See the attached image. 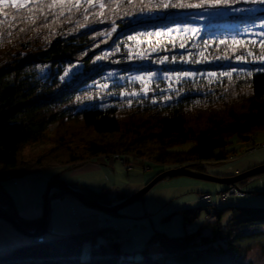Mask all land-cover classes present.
I'll use <instances>...</instances> for the list:
<instances>
[{
	"label": "trees",
	"instance_id": "obj_1",
	"mask_svg": "<svg viewBox=\"0 0 264 264\" xmlns=\"http://www.w3.org/2000/svg\"><path fill=\"white\" fill-rule=\"evenodd\" d=\"M51 2L30 0L29 6ZM79 2L83 7L77 11L44 9L32 13L31 20L27 19V8L9 6L0 11V207L22 227L33 230L40 218L25 220L17 214L3 188L8 176L22 177L52 167L76 168L100 156H113L124 164L131 163V170L143 166L144 161L150 168L158 167L149 183L177 167L206 173L204 162L230 159L253 136L262 138L264 145V63L254 62L261 59L260 43L207 41L204 35L201 39L205 42L198 45L206 50V60L185 63L184 52L191 50L190 46L172 44L157 54L168 58L158 69L145 62L148 57L130 55L134 41L130 37L192 24L199 17L196 13L207 9L158 8L141 13L140 6L159 4L160 0H134L133 5L127 0H93L96 5L104 3V9L89 7L88 0ZM117 3L121 7H109ZM254 4V0H231L229 7L208 9L232 12L211 22L246 25L264 20L262 10L245 13ZM129 10L132 14L125 15ZM214 30L206 28L204 34ZM98 56L103 59L98 60ZM238 58L249 64L234 65ZM37 66H47L42 75L34 70ZM76 66L80 68L62 76V70ZM152 70L212 72L216 76L183 79L173 89L158 80L146 94L139 82L106 78L112 71L132 74ZM51 127L53 132L48 135ZM232 137L241 147L226 150ZM40 142L46 145L35 157L25 154L27 146ZM188 143L193 144L188 150H174ZM55 179L59 178L53 176L50 181ZM71 186L104 205L120 203L138 191L109 195L104 189L84 184ZM61 195L65 193L55 191L50 197ZM204 195L211 200L200 201ZM199 198L196 205L163 217L179 212L186 226L204 215L196 230L175 236L155 232L137 258L122 250L117 229L102 228L55 239H47L45 233L43 242L31 241L1 255L0 264H248L253 244L264 237V206L212 205L210 192H201ZM206 226L212 229L210 236L201 235ZM101 237L105 241L98 243ZM85 242H91L87 259L82 258ZM153 242L159 244L158 255L150 250Z\"/></svg>",
	"mask_w": 264,
	"mask_h": 264
},
{
	"label": "rangeland",
	"instance_id": "obj_2",
	"mask_svg": "<svg viewBox=\"0 0 264 264\" xmlns=\"http://www.w3.org/2000/svg\"><path fill=\"white\" fill-rule=\"evenodd\" d=\"M13 1V0H12ZM15 3H21L23 0H14ZM262 10V11H261ZM264 14V4L256 3L251 8H246L245 13L254 14L256 12H260ZM199 15L195 18L196 22L192 24L179 25L168 28H161L154 31H148L145 34L140 36H136V39L133 41V46L130 47V55L136 56L138 58L148 57L145 62H149V64L156 66L158 69L167 64V60H164L163 63H158V61L165 58V56H160L162 52V48L164 46L172 44H178L181 46L189 45L190 49L188 52L185 51V58L183 62H199L202 59L206 60V50L204 47L198 45L199 41L205 42V38L207 41L209 40H237L240 42H252V43H261L264 41V20L257 21L251 24L242 25L240 23H213L211 22L213 19L217 17H227L232 14V12H227L225 10L220 11H211V10H202L196 13ZM220 15V16H219ZM205 22H210L206 24ZM206 28L215 29L212 33H205ZM188 29H196V31H189ZM157 33H161V35H157ZM206 35L204 39H201L202 36ZM209 44V43H208ZM248 54L251 53L248 52ZM152 58V59H150ZM172 61L176 62L174 56H171ZM255 63H264V60L260 59L258 61H254ZM226 63V61H224ZM234 65L244 66L248 65V60H244L241 58L236 59L233 62ZM47 66H37L34 70H37L40 75L44 72L43 69ZM79 66L68 68L65 71L62 70L63 75L67 73V75L71 74L73 71L79 69ZM58 69H55L54 72H57ZM48 70L46 71L47 74ZM45 74V75H46ZM66 75V76H67ZM201 75L214 77L215 73L212 72H194V71H184V72H165L163 70H152V71H136L132 74H124L118 71H112L107 73L106 78L112 82H139L143 85V94H146L150 89L152 83L163 80L168 85V88L173 89L176 85L181 82L183 79H194L195 77H199ZM102 106L105 103L101 104ZM53 132V128L51 127L48 130V135H51ZM258 142L256 144L254 142ZM231 143L227 146L226 150L230 149H239L241 145L237 143L236 137H232L230 139ZM263 140L260 137L255 138L254 136L245 143V148L238 152L235 156H232L230 159L226 160H213L206 161L203 163V167L206 173L218 176V177H229L234 176L239 173L245 172L246 170L257 167L261 164H264V146L262 147ZM46 145V143L40 142L36 143L33 146H27L25 148V154H29V157L33 158L36 156L38 152L42 150V148ZM193 144L188 143L185 145L177 146L174 150H188L192 147ZM237 156V157H236ZM235 157V159H234ZM96 161V160H95ZM92 161V163H95ZM105 162V161H104ZM105 165H99V168L102 169L103 173H91L85 177L89 181L95 182V187L102 189L104 188L105 192L109 195H113L114 193H132L135 190H131V187L137 188L139 190L142 187H138L139 184V176H143L146 172H154L158 170V167L151 166L150 169L143 170L142 166L128 167V170L122 164L121 161L117 162H105L102 163ZM149 165V163H148ZM82 169L77 168H66V167H52L45 168L41 170H36L33 172H29L22 177H10L8 176L3 181L4 191L9 193L8 188L14 185L17 179H24V185L26 190L29 193L28 196H25V201L28 204V199H31V207L28 208V211L31 210V216L36 215V209L43 207L44 197L46 194L47 187L50 179L53 176H57L60 180L63 181H71L75 179L76 174L83 173ZM142 172V173H141ZM145 177V175H144ZM248 181L245 184H235L233 186L220 185L217 183L197 180L194 178L186 177V176H177L173 178H166L156 186L153 187L145 196H143L140 200L130 204L129 206L121 209L119 211V215H112L109 213H104L99 210L88 208L82 203H79V208L84 210H90L95 212L96 214L100 213L104 218H109L111 221L115 223L121 222L124 220H132L136 223L135 229L132 232L125 233L122 229L117 233L118 237L121 241V247L123 251H131L132 254L130 256L137 258L140 256L139 251L142 250L147 241L151 238L153 233L155 232H165L169 235H183L188 232H192L197 229L202 218L195 222L194 224L186 225L183 222V216L181 213H174L170 217L163 219V217L167 214H171L173 211L183 208V207H192L195 205L196 200L199 198L200 193L204 191H208L212 195V205L217 204H230L234 205L232 202H239L240 199L233 200L234 198L241 196L244 191L249 194L248 198L243 199L245 202H249L256 207L264 206V194H253L254 191L264 192V174L261 176H253L247 179ZM216 186L228 187V190H223L228 194L224 195V193L220 194L215 190ZM233 189V190H232ZM229 190H231L229 192ZM151 192V193H150ZM7 193V194H8ZM166 193L169 196V201L166 202ZM66 194V193H65ZM9 195V194H8ZM69 195V194H68ZM10 196V195H9ZM216 197V198H215ZM156 198L158 200L161 207L168 203V206L165 207L163 212H167L165 215L163 214H155L152 210L153 201ZM18 203L21 207H23V197L21 195H17ZM58 200L57 196H53L49 198V211H48V219H51L54 215V203ZM200 201L201 198H199ZM13 201V200H12ZM149 203V204H148ZM151 204V205H150ZM15 206V204H14ZM3 209V208H2ZM68 214L72 213L74 215L79 214V209L77 208H68ZM4 210V209H3ZM15 210L17 208L15 206ZM168 211H171L168 213ZM6 212V211H5ZM74 212V213H73ZM98 212V213H97ZM9 214V213H8ZM18 214V213H17ZM57 213L55 214V216ZM13 217V216H12ZM14 218V217H13ZM31 218H35L31 217ZM71 218V217H69ZM76 218V217H73ZM1 220L9 223L8 221L0 218ZM16 219V218H15ZM17 220V219H16ZM35 220V219H33ZM71 220V219H70ZM49 222V220H48ZM61 222V221H60ZM50 224V223H49ZM48 224V228H49ZM12 225V224H11ZM13 226V225H12ZM14 227V226H13ZM15 228V227H14ZM16 229V228H15ZM17 230V229H16ZM28 231H32L27 229ZM34 230V229H33ZM48 229V233H49ZM264 234V228L261 229ZM212 233V229L208 226L204 227L201 230L202 236H210ZM22 234V233H21ZM76 235V234H75ZM26 236V235H25ZM28 237V236H27ZM43 237V235L39 236ZM30 238L31 241L36 242V239L39 238ZM67 236L58 235L55 238H61ZM53 238V239H55ZM98 243L104 242L105 239L98 238ZM132 242V244H129ZM31 243V242H30ZM38 243V242H37ZM91 242H85L82 250V258L87 259L90 253ZM152 252V251H151ZM153 253V252H152ZM6 254V253H5ZM4 255V254H2ZM158 255V254H157ZM156 255V256H157ZM1 256V255H0ZM246 261L248 264H264V237L260 238L255 242L249 251Z\"/></svg>",
	"mask_w": 264,
	"mask_h": 264
},
{
	"label": "crops",
	"instance_id": "obj_3",
	"mask_svg": "<svg viewBox=\"0 0 264 264\" xmlns=\"http://www.w3.org/2000/svg\"><path fill=\"white\" fill-rule=\"evenodd\" d=\"M92 161H95V163H92ZM102 163H105V162H103L102 159L97 158V159L90 160V161H87V162L80 164L76 168L77 169L81 168L82 169L81 171L83 173L76 174L75 179L74 180L72 179V182L68 181V183L73 184V185L84 184V185L91 187L92 189L101 190V189L95 187L94 181H89L85 177H87V175L94 173V172H96V173L101 172L104 174L102 169L99 168V165H105ZM142 174H144L145 177H144V175L141 176V174H140L139 181H138L139 182V184H138L139 188L142 187L144 184H146L152 177L150 171L146 172V173H142ZM15 182L16 183L14 185H12L11 187L8 188L9 193L8 192L7 193L10 195L11 199L13 200V203L15 204V206L17 208L18 215L22 219H25V220H33V219L41 218L42 213H43V207H42V209L40 207L37 208L36 209L37 213H36V215H34L35 218H31L34 216H31V210L28 211V208L31 207L32 202H31V199H28V204L25 201V196H28V198H29V193L26 190V187L24 185V179L20 178V179L15 180ZM224 188H225V186L224 187L216 186L215 190L217 192H220ZM102 189H104V188H102ZM131 190H137V188L131 187ZM204 192H208V191H204ZM18 194L21 195V197H23V207H21L20 204L18 203V199H17ZM57 197H58V200H56L54 203L55 213L51 219H48L49 220L48 224L50 223L48 229H50V230H49V233L47 232V234H46L47 239H53V238L57 237L58 235L70 236V235H75V234L77 235V234L87 233V232L96 231V230H99L102 228H109L111 226H117L119 224V222L115 223L114 221H111L109 218H104V216H102V214H100L98 212H97L98 214H96L95 212H92L90 210H84L82 208H79V207H81V206H79L80 202L71 195L65 194V195H61V196H57ZM248 197H249V194L246 192H243V194L241 196H238V197L233 199V200L240 199V201L235 202V203L232 202V203L234 205L252 204V203L243 201V199L248 198ZM165 200H166V202L169 201V196L167 193H166V199ZM152 203H153L152 204L153 205L152 210L154 212V215L155 214L165 215L167 213V212H163V210L165 209L166 206H168V203H166V205H163V207H161L159 201L158 200L156 201V198H154V201ZM197 203H198V199L196 200L195 205ZM68 208L79 209V214L73 216V214L71 213L69 216V214H68L69 209ZM169 212H171V211H168V213ZM56 213H57V215L55 216ZM69 217H71V218H69ZM73 217H76V218H73ZM126 221H128V220L121 221L120 223L125 225ZM134 229H135V227H134ZM125 233H127V232H125ZM129 234L130 233H128V235ZM30 242H31V239L29 237L25 236L24 234H21L11 224H8L7 222L0 219V255L10 252L13 248H16V247H19L22 245H27ZM150 250L154 254H159L161 251L158 244L152 245Z\"/></svg>",
	"mask_w": 264,
	"mask_h": 264
},
{
	"label": "water",
	"instance_id": "obj_4",
	"mask_svg": "<svg viewBox=\"0 0 264 264\" xmlns=\"http://www.w3.org/2000/svg\"><path fill=\"white\" fill-rule=\"evenodd\" d=\"M263 174H264V164H261L257 167L246 170L245 172L239 173L234 176H229V177L228 176L218 177V176H214L208 173H201V172L189 169L187 167H177V168H173V169H170V170H167V171H164L158 174L149 183L144 185L138 191H136L135 193L127 197L122 202L115 204V205L101 204L98 201L85 196L78 189L74 188L73 186L68 184L66 181L56 179V180L51 181L47 187L46 194L44 197L43 213H42V216L40 218V221L37 227L34 230L28 231L27 229L22 227L21 224L18 222V220H16L10 214L5 212L1 207H0V218L11 223L20 233L34 239L36 237H39L47 233L48 231L49 198H50V195L54 191H62L66 194H69L73 196L74 198H76L80 203H82L88 208H93V209L99 210L104 213L115 214L119 210L140 200L154 186H156L159 182H161L163 179L169 176H175V175L176 176H186V177L194 178L197 180H204V181L217 183L220 185L233 186L242 180L248 179L253 176H260Z\"/></svg>",
	"mask_w": 264,
	"mask_h": 264
},
{
	"label": "snow or ice",
	"instance_id": "obj_5",
	"mask_svg": "<svg viewBox=\"0 0 264 264\" xmlns=\"http://www.w3.org/2000/svg\"><path fill=\"white\" fill-rule=\"evenodd\" d=\"M256 3L264 4V0H254ZM30 0H23L21 3H15L13 0V3L11 5L6 4L5 0H0V11H3L4 7H12L16 9H28V17L27 19H33L32 13L34 12H40L44 9H53V8H59V9H69L72 11H77L83 7V5L79 2V0H52L51 3L44 4L42 7L41 5L37 4L35 8H32L29 6ZM127 4L133 5L134 0H127ZM231 4V0H198V2L192 3V2H185V0H176L175 3L172 2V0H160L159 4H154V5H144L139 7V12L144 13L145 10L148 12H152L155 9H167V8H180V9H216L220 7H229ZM88 6L89 7H96L98 6L100 9H104L105 5L104 3H99L98 5L93 3V0H88ZM109 7H112L113 9L121 7L120 4H115V5H109ZM59 14V13H58ZM102 14V13H101ZM132 14L131 11L129 10L128 12L125 13V15H130ZM5 16L7 14L5 13ZM13 20L16 19V17L12 18ZM114 23V22H113ZM264 27V25H262ZM189 31H196V29H188ZM116 31V27L113 26L112 32ZM157 35H161V33H157ZM131 39H136V37H130ZM221 43H226V41H221ZM233 44H239L240 41L233 40ZM184 45L181 44V47ZM260 48H261V59L264 60V41L260 43ZM97 59H103V57H97ZM164 60H167V57L164 59L158 61V63H163ZM67 75V73L65 74ZM226 75H231V73H227Z\"/></svg>",
	"mask_w": 264,
	"mask_h": 264
},
{
	"label": "bare ground",
	"instance_id": "obj_6",
	"mask_svg": "<svg viewBox=\"0 0 264 264\" xmlns=\"http://www.w3.org/2000/svg\"><path fill=\"white\" fill-rule=\"evenodd\" d=\"M237 157V156H236ZM99 159H102L103 161H105V162H117V159L116 158H114L113 156H111V157H105V156H100L99 157ZM234 159H235V157H234ZM119 161V160H118ZM145 161L143 162V170L144 171H146L145 169H150V166L148 165V163H146V165H145ZM122 164L125 166V164L122 162ZM176 176V175H175ZM261 176V175H260ZM177 177V176H176ZM166 178H172L171 176H169V177H166ZM165 178V179H166ZM56 180V179H55ZM164 180V179H163ZM162 180V181H163ZM68 183V182H67ZM160 183V182H159ZM68 184H70V183H68ZM71 185V184H70ZM145 185V184H144ZM143 185V186H144ZM142 186V187H143ZM118 204V203H117ZM113 205H115V204H113ZM120 211V210H119ZM118 211V212H119ZM167 215V214H166ZM165 215V216H166ZM136 226V223L134 222V221H132V220H128V221H126V223H125V225H123L122 223H120L119 222V224L117 225V226H111V227H109V228H113V229H117L118 230V232L120 231V229H122L123 231H125V232H127V233H129V232H132L133 231V229H134V227ZM129 244H132V242H130ZM153 245L154 244H158V242H153L152 243ZM159 245V244H158Z\"/></svg>",
	"mask_w": 264,
	"mask_h": 264
},
{
	"label": "built area",
	"instance_id": "obj_7",
	"mask_svg": "<svg viewBox=\"0 0 264 264\" xmlns=\"http://www.w3.org/2000/svg\"><path fill=\"white\" fill-rule=\"evenodd\" d=\"M262 147L264 146V145H261ZM128 167H132V165H131V163H127V164H125V168H127L128 169ZM233 190V189H232ZM231 190H229V192H230ZM226 194H228L227 192H225L224 193V195H226ZM201 200L202 201H206V202H209L210 200H211V197L210 196H208V195H204L202 198H201ZM43 240H44V237H39V238H37L36 239V242H43Z\"/></svg>",
	"mask_w": 264,
	"mask_h": 264
}]
</instances>
